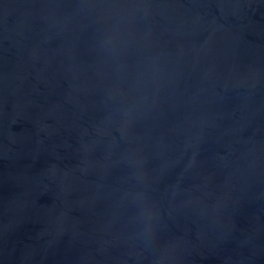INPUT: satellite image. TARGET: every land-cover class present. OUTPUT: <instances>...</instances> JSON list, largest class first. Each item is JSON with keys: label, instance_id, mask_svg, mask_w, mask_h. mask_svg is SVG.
<instances>
[{"label": "water", "instance_id": "1", "mask_svg": "<svg viewBox=\"0 0 264 264\" xmlns=\"http://www.w3.org/2000/svg\"><path fill=\"white\" fill-rule=\"evenodd\" d=\"M0 264H264V0H0Z\"/></svg>", "mask_w": 264, "mask_h": 264}]
</instances>
